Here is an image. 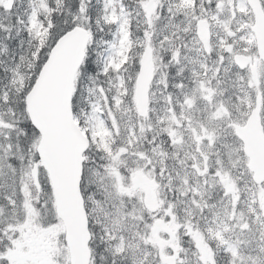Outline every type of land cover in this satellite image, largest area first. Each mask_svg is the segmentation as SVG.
<instances>
[{"label": "snow or ice", "instance_id": "snow-or-ice-1", "mask_svg": "<svg viewBox=\"0 0 264 264\" xmlns=\"http://www.w3.org/2000/svg\"><path fill=\"white\" fill-rule=\"evenodd\" d=\"M0 264H264V0H0Z\"/></svg>", "mask_w": 264, "mask_h": 264}]
</instances>
